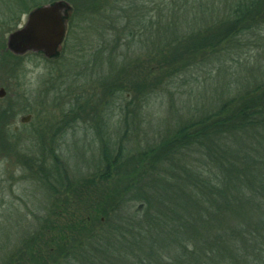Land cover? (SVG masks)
Returning a JSON list of instances; mask_svg holds the SVG:
<instances>
[{"label":"trees","instance_id":"obj_1","mask_svg":"<svg viewBox=\"0 0 264 264\" xmlns=\"http://www.w3.org/2000/svg\"><path fill=\"white\" fill-rule=\"evenodd\" d=\"M94 9L140 55L130 66L142 61L152 78L162 73L145 96L193 68L222 64L246 42L264 43V0H104ZM78 15L75 8L69 27ZM236 84L213 108L135 153L132 168L122 147L104 156L99 178L114 170L120 177L99 208L104 221L83 229V238L56 241L63 252L52 264H162L165 257L168 264H264V75ZM11 118L0 110V139L12 134ZM45 159L28 158L26 166L57 187L59 170Z\"/></svg>","mask_w":264,"mask_h":264},{"label":"rangeland","instance_id":"obj_2","mask_svg":"<svg viewBox=\"0 0 264 264\" xmlns=\"http://www.w3.org/2000/svg\"><path fill=\"white\" fill-rule=\"evenodd\" d=\"M101 1H66L79 15L72 28L67 22L56 58L28 53L13 60L4 48L8 36L31 11L52 2L0 0V89L6 92L0 110L12 116V134L0 139V264L12 256L14 264H52L63 252L56 241L83 238L81 231L104 221L99 208L120 181L116 170L99 178L104 156L113 158L122 147L124 165L132 168L135 153L213 108L236 82L254 83L264 75V43L246 42L222 64L193 68L145 96L163 75L152 78L146 62L130 66L129 59L140 55L128 52L118 29L104 24L105 15L94 9ZM133 81L143 87L133 89ZM43 156L49 169L59 170L57 187L42 184L38 170L26 166L28 158ZM168 263L165 257L162 264Z\"/></svg>","mask_w":264,"mask_h":264},{"label":"water","instance_id":"obj_3","mask_svg":"<svg viewBox=\"0 0 264 264\" xmlns=\"http://www.w3.org/2000/svg\"><path fill=\"white\" fill-rule=\"evenodd\" d=\"M72 11L71 4L64 0L35 8L24 25L8 36L7 50L19 57L35 53L46 59L56 58L64 44ZM5 94V90L0 89V99ZM30 119V116L23 117L21 122L27 123Z\"/></svg>","mask_w":264,"mask_h":264},{"label":"flooded vegetation","instance_id":"obj_4","mask_svg":"<svg viewBox=\"0 0 264 264\" xmlns=\"http://www.w3.org/2000/svg\"><path fill=\"white\" fill-rule=\"evenodd\" d=\"M64 1H66V0H64ZM53 3V2H52ZM51 4V3H50ZM45 5H47V4H45ZM42 6V5H41ZM40 7V6H39ZM69 23V22H68Z\"/></svg>","mask_w":264,"mask_h":264}]
</instances>
